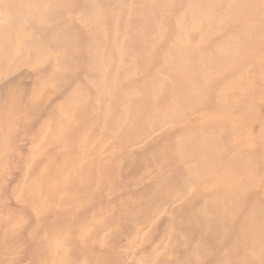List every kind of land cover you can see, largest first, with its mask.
Instances as JSON below:
<instances>
[{
    "label": "rangeland",
    "instance_id": "obj_1",
    "mask_svg": "<svg viewBox=\"0 0 264 264\" xmlns=\"http://www.w3.org/2000/svg\"><path fill=\"white\" fill-rule=\"evenodd\" d=\"M78 263L264 264V0H0V264Z\"/></svg>",
    "mask_w": 264,
    "mask_h": 264
},
{
    "label": "bare ground",
    "instance_id": "obj_2",
    "mask_svg": "<svg viewBox=\"0 0 264 264\" xmlns=\"http://www.w3.org/2000/svg\"><path fill=\"white\" fill-rule=\"evenodd\" d=\"M61 119H62V120H63V119H66V117L64 116V117H62ZM65 121H66V120H65ZM88 133H89V132H88ZM88 135H90V134H85V136H88ZM85 136H84V137H85ZM82 137H83V135H82ZM83 152L85 153L84 150H83ZM98 152H99V151H98ZM81 169L83 170V167H82ZM80 171H81L80 169H79L78 171H76V174L79 173ZM99 171H100V169H99ZM98 175H99V174H98ZM101 175H102V171H101ZM63 183H64V182L61 183V188H62V189H63V187H64V184H63ZM83 196H84V195H82L79 199L83 198ZM85 196H86V200H91L92 197H93V192H90V191H89L88 193H86ZM84 198H85V197H84ZM53 260H54V259H53ZM78 264H79V263H78Z\"/></svg>",
    "mask_w": 264,
    "mask_h": 264
}]
</instances>
